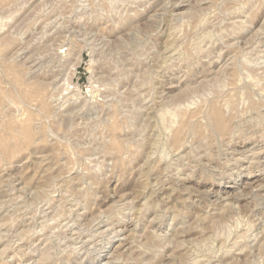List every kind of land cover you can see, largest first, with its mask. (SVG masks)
Here are the masks:
<instances>
[{"label": "rangeland", "instance_id": "1", "mask_svg": "<svg viewBox=\"0 0 264 264\" xmlns=\"http://www.w3.org/2000/svg\"><path fill=\"white\" fill-rule=\"evenodd\" d=\"M263 90L264 0H0V264H264Z\"/></svg>", "mask_w": 264, "mask_h": 264}, {"label": "bare ground", "instance_id": "2", "mask_svg": "<svg viewBox=\"0 0 264 264\" xmlns=\"http://www.w3.org/2000/svg\"><path fill=\"white\" fill-rule=\"evenodd\" d=\"M149 2V1H148ZM143 3V2H142ZM243 11V10H242ZM235 13V12H234ZM242 14V13H241ZM180 15V14H179ZM182 22V21H181ZM174 23V22H173ZM230 24H231V22H230ZM214 26V25H213ZM173 28V27H172ZM178 29V28H177ZM230 29V28H229ZM224 31V30H223ZM224 32H226V31H224ZM204 34V33H203ZM223 35H224V33H223ZM234 36V35H233ZM229 37V36H228ZM197 41V40H196ZM202 41V40H201ZM200 42V41H199ZM170 45V44H169ZM220 45V44H219ZM178 47V46H177ZM200 49V48H199ZM200 50H202V49H200ZM185 56V55H184ZM210 56V55H209ZM186 57V56H185ZM184 57V58H185ZM187 58V57H186ZM166 59V58H165ZM181 59V58H180ZM189 59V58H188ZM187 59V60H188ZM164 62V61H163ZM210 66H211V64H210ZM182 68V67H181ZM176 70V69H175ZM157 72V71H156ZM248 75V74H247ZM183 76V75H182ZM211 76V75H210ZM259 80V79H258ZM202 81V80H201ZM162 82V81H161ZM178 84V83H177ZM182 85V84H181ZM178 86V85H177ZM262 90V89H261ZM264 91V90H263ZM208 92V91H207ZM206 92V93H207ZM211 93V92H210ZM264 93V92H263ZM202 94V93H201ZM208 94V93H207ZM241 95V94H240ZM195 96V95H194ZM200 96V95H199ZM253 96V95H252ZM189 97V96H188ZM193 100V99H192ZM191 100V101H192ZM198 100V99H197ZM263 101V100H262ZM186 102V101H185ZM223 102V101H222ZM189 103V102H188ZM192 103V102H191ZM216 105V104H215ZM177 106V105H176ZM165 109V108H164ZM167 109V108H166ZM161 110V109H160ZM162 110H163V108H162ZM169 110H170V108H169ZM172 110V109H171ZM158 111V110H157ZM161 112V111H160ZM164 112V111H163ZM162 112V113H163ZM165 112H166V110H165ZM168 113V112H167ZM172 114L171 115H173V112H171ZM161 115V114H160ZM167 115V114H166ZM152 116V115H151ZM162 116V115H161ZM262 116H263V114H262ZM153 117V116H152ZM172 117V116H171ZM264 117V116H263ZM161 118V117H160ZM205 118V117H204ZM222 117H220L219 116V114L217 113V111H213V109H212V111L208 114V121H209V123H211L215 128H217V129H219L220 130V132H223L227 127H225V124H224V121H223V119H221ZM162 119V118H161ZM148 120V119H147ZM163 120V119H162ZM161 120V121H162ZM156 121V120H155ZM165 121V120H164ZM161 123V122H160ZM164 123V122H163ZM257 124H258V122H256ZM150 124V123H149ZM251 124V123H250ZM253 124V123H252ZM161 125H162V123H161ZM165 125V124H164ZM235 125V124H234ZM139 126V125H138ZM164 127V126H163ZM148 128H149V126H148ZM165 128V127H164ZM211 128V127H210ZM232 128V127H231ZM251 128V127H250ZM163 129V128H162ZM234 130V129H233ZM145 131V130H144ZM165 132H167V131H165ZM262 132V131H261ZM235 134V133H234ZM250 135V134H249ZM148 136V135H147ZM217 136H218V134H217ZM221 136V135H220ZM223 136V135H222ZM258 138V137H257ZM251 140V139H250ZM149 144V143H148ZM151 146V145H150ZM240 150V149H239ZM253 150V149H252ZM228 154V153H227ZM198 163V162H197ZM264 164V163H263ZM197 165V164H196ZM238 166V165H237ZM199 167V166H198ZM192 168V167H191ZM183 171V170H182ZM191 171V170H190ZM189 171V172H190ZM188 175V174H187ZM183 177V176H182ZM142 182V181H141ZM174 183V182H173ZM264 185V184H263ZM259 188H260V186H259ZM264 188V187H263ZM261 190H262V188H261ZM145 194V193H144ZM221 197V196H220ZM143 199V198H142ZM146 199V198H145ZM262 204V203H261ZM235 207V206H234ZM129 208V207H128ZM128 212V211H127ZM134 213V212H133ZM226 213V212H225ZM43 214V213H42ZM174 214V213H173ZM165 217V216H164ZM173 217H174V215H173ZM67 220V219H66ZM171 220V219H170ZM46 221V220H45ZM163 221V220H162ZM163 224V223H162ZM169 225V224H168ZM167 225V226H168ZM238 225V224H237ZM173 226V225H172ZM250 226V225H249ZM263 226V225H262ZM247 227V226H246ZM245 227V228H246ZM250 228V227H249ZM169 229V228H168ZM251 229V228H250ZM108 233V232H107ZM112 233V232H111ZM247 233V232H246ZM163 234V233H162ZM70 238V237H69ZM45 239V238H44ZM122 239V238H121ZM72 240V239H71ZM85 241V240H84ZM91 243V242H90ZM85 244V243H84ZM256 245V244H255ZM264 245V244H263ZM71 246V245H70ZM79 246V245H78ZM238 247V246H237ZM140 248V247H139ZM227 249V248H226ZM236 250V249H235ZM229 253V252H228ZM206 255V254H205ZM198 258H196V260H197ZM201 259V258H200ZM202 260V259H201ZM221 261V260H220ZM199 262V261H198ZM204 262V261H203ZM223 262V261H222ZM30 264V263H29ZM209 264V263H208Z\"/></svg>", "mask_w": 264, "mask_h": 264}]
</instances>
